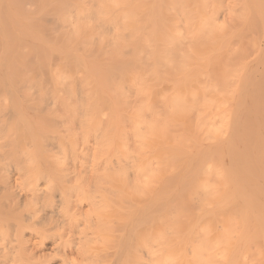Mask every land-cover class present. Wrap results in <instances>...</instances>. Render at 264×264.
Instances as JSON below:
<instances>
[{
  "label": "bare ground",
  "instance_id": "6f19581e",
  "mask_svg": "<svg viewBox=\"0 0 264 264\" xmlns=\"http://www.w3.org/2000/svg\"><path fill=\"white\" fill-rule=\"evenodd\" d=\"M48 249L264 264V0H0V264Z\"/></svg>",
  "mask_w": 264,
  "mask_h": 264
},
{
  "label": "rangeland",
  "instance_id": "374dc122",
  "mask_svg": "<svg viewBox=\"0 0 264 264\" xmlns=\"http://www.w3.org/2000/svg\"><path fill=\"white\" fill-rule=\"evenodd\" d=\"M5 203H6V200H5ZM2 229L4 231L5 237H8L7 232H11L8 230V226L3 225ZM53 254H54V252L52 250L48 249L47 251H45L44 254L42 253L41 255H39L40 257H38V256L31 257L27 263L28 264H41V263H43V264H60L59 258Z\"/></svg>",
  "mask_w": 264,
  "mask_h": 264
}]
</instances>
